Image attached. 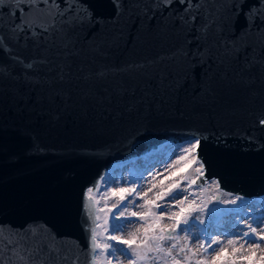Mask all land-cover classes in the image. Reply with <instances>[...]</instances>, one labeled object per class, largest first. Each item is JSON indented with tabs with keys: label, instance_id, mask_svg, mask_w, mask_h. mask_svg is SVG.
<instances>
[{
	"label": "snow or ice",
	"instance_id": "6c2138e0",
	"mask_svg": "<svg viewBox=\"0 0 264 264\" xmlns=\"http://www.w3.org/2000/svg\"><path fill=\"white\" fill-rule=\"evenodd\" d=\"M108 7L101 15L89 0H0V131L42 151L36 129L219 122L238 95L260 99L252 127L264 130V0ZM197 131L120 175L126 186L111 176L84 190L86 249L46 222H0V264H81V255L83 264H264V201L208 178L207 129Z\"/></svg>",
	"mask_w": 264,
	"mask_h": 264
},
{
	"label": "water",
	"instance_id": "95a60500",
	"mask_svg": "<svg viewBox=\"0 0 264 264\" xmlns=\"http://www.w3.org/2000/svg\"><path fill=\"white\" fill-rule=\"evenodd\" d=\"M97 14L110 12L108 0H89ZM143 54V50L137 49ZM236 111L225 120L209 123L199 117L153 120L137 124L101 126L69 123L56 130L36 129L42 151L13 130L0 131V222L13 225L46 222L58 233L86 249L88 234L81 228L80 204L84 190L93 186L113 162L137 156L168 141L182 142L197 130L207 131L200 155L207 176L221 189L250 197L264 192V130L252 127L260 111L259 98H234ZM9 125L12 116H4ZM257 139L249 142L239 134ZM220 137L217 139V137ZM83 264L84 257H80Z\"/></svg>",
	"mask_w": 264,
	"mask_h": 264
},
{
	"label": "rangeland",
	"instance_id": "374dc122",
	"mask_svg": "<svg viewBox=\"0 0 264 264\" xmlns=\"http://www.w3.org/2000/svg\"><path fill=\"white\" fill-rule=\"evenodd\" d=\"M183 142V141H182ZM182 142H177V143H169V142H167L166 141V143H164V144H162V145H169V144H179V143H182ZM163 143V142H162ZM156 147V146H155ZM155 147H154V149H155ZM153 149V148H152ZM154 149L152 150L153 152H154ZM157 149V148H156ZM150 151V150H149ZM149 151H145V152H143V153H141L140 154V156H134L133 158L131 157V159L132 160H136V159H139L140 160V158H145V157H141V156H148L149 158L152 156V154H153V152H149ZM149 152V153H148ZM172 159L174 160V159H176V157L175 156H173L172 157ZM124 160H126V159H124ZM144 160V159H143ZM146 160V159H145ZM129 160L127 159L126 161H124V162H122L121 164H123V165H121V164H118V165H120V168H118L117 167V169H111L110 171H109V169L112 167H110L107 171H106V169L104 170V174H103V176L104 177H111V176H115L116 178H117V183L120 185V186H126V185H124V184H122L120 181H119V176L120 175H123L125 178H127L128 176H129V174H130V172L131 171H133L136 167H138L140 164H142V162H139L138 164H131L130 166H128L127 168L126 167H124L123 169L121 168L122 166H126L127 164H129V163H133V162H128ZM169 162H171V161H169ZM131 167V168H130ZM102 176V177H103ZM97 183V182H96ZM95 183V184H96ZM108 187H111V186H113V185H111V184H109V185H107ZM229 193H231V192H229ZM233 194V193H232ZM233 195H235V194H233ZM245 197V196H244ZM247 200H250V201H252V200H254V201H256L257 203H259V202H261V201H264V192H262V193H260V194H257V195H252V196H250V197H245ZM101 206H103V201H101ZM221 207H223V205H221ZM258 255H264V253H258Z\"/></svg>",
	"mask_w": 264,
	"mask_h": 264
},
{
	"label": "bare ground",
	"instance_id": "6f19581e",
	"mask_svg": "<svg viewBox=\"0 0 264 264\" xmlns=\"http://www.w3.org/2000/svg\"><path fill=\"white\" fill-rule=\"evenodd\" d=\"M164 143H166V141H164L163 143L161 142V143L157 144L156 147H155V149H156V148H157V149L160 148V147L162 146V144H164ZM153 149H154V148H153ZM153 149L151 148V149H149V150H150L151 152H153V151H152ZM149 150H148V151H149ZM150 151H149V152H150ZM149 152H148V153H149ZM140 154H141V153H140ZM140 154L137 155V156H140ZM141 157H145V158H140V160H139V159H136L135 161L132 160L131 158H129V159H128V160H129L128 162H133V163H129V164H127L126 166H122L121 168H122V169H123L124 167L127 168V167L130 166L131 164H135V163L138 164L139 162H142V163H143V162L145 161V159H146V160L149 159L148 156H141ZM132 158H133V157H132ZM143 159H144V160H143ZM126 160H127V159H126ZM126 160L113 161V162L107 167L106 171H107L111 166H112V167L109 169V171H110L111 169H117V167L120 168V165H118V164H121L122 162H124V161H126ZM121 165H123V164H121ZM130 168H131V167H130ZM106 171H105V172H106ZM105 172H102V174H101V175L99 176V178L97 179V182L100 180V178L103 176V174H104ZM104 176H105V175H104ZM104 176H103V177H104ZM106 177H107V176H106ZM211 178H214V177H209V179H211Z\"/></svg>",
	"mask_w": 264,
	"mask_h": 264
}]
</instances>
